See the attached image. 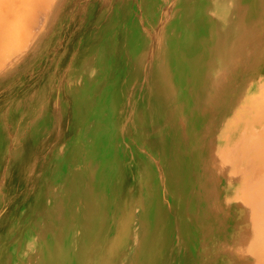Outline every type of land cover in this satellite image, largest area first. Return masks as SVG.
Returning a JSON list of instances; mask_svg holds the SVG:
<instances>
[{
	"label": "rangeland",
	"instance_id": "obj_1",
	"mask_svg": "<svg viewBox=\"0 0 264 264\" xmlns=\"http://www.w3.org/2000/svg\"><path fill=\"white\" fill-rule=\"evenodd\" d=\"M48 8L47 0L30 6L39 37L8 67L0 264H251L242 250L251 223L245 210L257 208L253 226L264 227V189L244 203L254 180L233 181L219 196L220 217L211 215L206 205L218 181L204 168L216 161L217 133L220 145L221 135L230 145L239 134L221 125L227 101L260 78L254 104L264 120V0H58L55 13ZM76 105L84 110L78 119ZM94 117L104 127L95 128ZM256 150H243L224 181L231 167L263 166ZM79 178L83 196L70 218L95 221L98 213L102 226L72 233L50 205L70 196ZM110 193L121 194L115 206ZM233 194L238 201L230 203Z\"/></svg>",
	"mask_w": 264,
	"mask_h": 264
},
{
	"label": "bare ground",
	"instance_id": "obj_2",
	"mask_svg": "<svg viewBox=\"0 0 264 264\" xmlns=\"http://www.w3.org/2000/svg\"><path fill=\"white\" fill-rule=\"evenodd\" d=\"M39 1L40 0H15V1L14 0H0V73H2V72L4 73L5 71H8V69H9L8 67H10V65L20 56V54L22 52H24L27 48L30 47V43H32L33 41H35L39 37L37 34L32 35L33 29L37 25L39 14H36L35 12L34 13L29 12L30 6L34 3L35 4L38 3ZM47 2L49 4L50 8H48V9L50 10V14H51L55 10L57 3H58V0H54V2H53V0H47ZM31 10H32V8H31ZM39 10L40 9H38L37 11H39ZM54 13H55V11H54ZM40 17H41V15H40ZM42 18H43V16H42ZM234 40H235V37H234V35H232L230 42L233 43ZM14 67H16V66H14ZM263 71H264V69H263ZM7 73H9V72H7ZM94 75H91L90 78H93ZM258 80H260V81L259 82L253 81L249 84V86L247 85L245 87V88H247L246 90L242 89L240 91V93L237 91L236 94H234L233 96H231L229 98V100L227 101L228 104L225 106L224 110H222V113H223V117L221 118L222 127L225 128V130H227V133L229 132L228 130L232 131L235 127V129H239V132H238L239 134L234 137L235 140L230 145H222V140H223L222 135H221V145H220V143L218 142V140L220 139V136H218V133L216 134V138L213 140V142L215 141L214 159L216 158V154L219 155L223 152L230 154V159L227 160V158L223 157L222 155H219L220 156V158H219L217 155V158H219L220 161H218L216 158V161H213V166H211L209 168L207 166H205V168H204L205 172L209 171L210 174L212 175V177L216 181H218V184L216 183V185L211 187L210 195H213L212 203H208L206 205V210L211 215L220 217L218 214L221 215V209L223 207H221L222 205H221V200H220L219 196L221 197L223 189L226 193H230L231 184L233 183V181L234 182L242 181L247 176H248L247 178H249L250 181L254 180V181H252V183H247L245 185V189L249 190V194L250 193L251 194L246 196V193H245V195H244V193H242L240 195V200H242L244 203L246 201H249L252 199L256 200V195L259 194L264 189L263 183H261L262 181H260V179L264 175V164H263V166L260 165V167H253V165H251L252 167L250 166V167H242V168H240V166L231 167V176H232L231 181H228V179L230 177L225 178V181L223 178L224 174H227L229 172L228 171L229 167H227V166L232 164L234 162V160L239 161L241 152L243 150H247V149H258L259 150V149H261L262 154H260L257 157V159H263L264 158V120H263V115H262V112H263L262 107L263 106L262 107L261 106L256 107V105L254 104V99L256 100V97H255L256 96L255 95L256 90L255 89H256L257 85H259L260 82L263 81V79L260 78ZM260 99L263 100V97ZM81 111L82 112L84 111L83 108H80L79 106L76 105L74 108V115L73 116H75L76 119H78V116L80 115ZM257 115L260 116L261 119H260V122L258 124H254L253 121H254L255 117H257ZM139 118H141V117H139ZM94 121H95L94 122L95 128H97V126H103L104 127V122L102 119H98L97 117H94ZM102 134H103L104 139H106V140L111 139L110 133H107V134L102 133ZM204 137H206V136H204ZM204 137H203V139H204ZM258 150H256V151L258 152ZM195 158H197V157H195ZM262 163H264V162H262ZM68 164H69V162H68ZM198 167H200V166H198ZM65 171H67V169ZM204 171H203V173H204ZM109 178L107 180H109ZM244 180H246V179H244ZM243 182L245 183V181H243ZM104 183L105 182H103V184ZM120 184H121V182L119 183V185ZM243 188H244V186H243ZM118 190L120 191V188ZM206 190H207V188H206ZM208 195H209V192H208ZM82 196H83V186H82V181L79 178V180H77L75 183V190L70 196L63 197V200L55 199V202H51V205H50L51 206L50 207L51 212L53 213V215L55 217H57V222L61 226L63 225V227L65 226L68 228V232L74 233L78 229H80L82 231H87L88 229L90 230V227L93 223H95V225L99 224V226H102L100 219H99V221L96 219L97 217H99L98 213H96L95 221L88 219V218H85L82 221V217L80 214H79L80 215V221L79 222H73L72 221V219L70 217L73 215V213L78 212V210L75 208V200L82 198ZM117 197H118V199H117ZM120 198H121L120 193L118 196L116 194L115 197L112 193H110L108 195V204H113L115 206L119 202ZM203 198L205 200H209L207 198H210V197H206V195H205V196H203ZM57 201H59L60 203L65 202L64 206L57 209V205H55V203ZM227 201L230 203H234V202L238 201V197L236 194L229 195L227 197ZM142 202H143V194H141L139 196L138 204L142 203ZM254 202H251V203L253 204ZM149 204H150V199L147 201L146 205H149ZM226 205L231 206L229 203H226ZM207 206H209V207H207ZM254 210H258V209L254 208L253 205L246 207V210H245L246 213L248 214L247 216H248V219L251 221V223H250V226L248 228H246L247 234L242 237V242L244 243V245L242 246V250H243V252H246V253L250 252L249 254L253 255V257L250 256L252 258V259H250L251 264H264V227L262 228V224H261V226L258 224H256L257 226H255V227L253 226L254 225L253 221L255 219H254V216L252 214H253ZM144 211H145L147 216H151V214L149 212H147L146 206L144 208ZM228 214H229V212H228ZM232 214L235 216H238L239 210L235 209V208L232 209ZM241 216L242 215H240L239 217H241ZM120 217L121 216H118L119 219H120ZM133 217H134V214H133L132 218ZM215 222H217V220ZM259 226H260V230L255 231L254 229L259 227ZM130 233H134V234L136 233V236L138 235L139 226L137 225V222L135 223L134 228L133 229L131 228ZM155 238H156V236H155ZM210 240H212V239H210ZM215 243H216V241H215ZM49 244H50V242H49ZM230 244H231V242H230ZM230 244L228 243V245H230ZM187 246H188V244H187ZM215 248H217V247H215ZM206 249H207V247H206ZM218 249H220V248L218 247ZM43 251L45 253V256L47 255V252H49V250H47V249H44ZM233 251H234V249H233ZM204 252H205V250H204ZM130 254L132 256L136 255V252L134 251V249L130 250ZM211 254H213V253H211ZM139 255H142V254H138V256ZM214 256H213V258H214ZM64 261H66L65 258L63 259V262ZM75 261L76 260H73L72 263Z\"/></svg>",
	"mask_w": 264,
	"mask_h": 264
},
{
	"label": "crops",
	"instance_id": "obj_3",
	"mask_svg": "<svg viewBox=\"0 0 264 264\" xmlns=\"http://www.w3.org/2000/svg\"><path fill=\"white\" fill-rule=\"evenodd\" d=\"M9 72V71H7ZM5 72L0 75V118H3L0 121V126H4L5 135L8 137L5 138L4 142H8L10 139V95L12 93L10 90V75L13 74Z\"/></svg>",
	"mask_w": 264,
	"mask_h": 264
}]
</instances>
